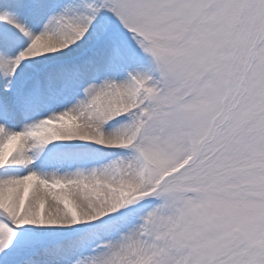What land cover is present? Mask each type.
Returning a JSON list of instances; mask_svg holds the SVG:
<instances>
[{"label": "snow or ice", "instance_id": "6c2138e0", "mask_svg": "<svg viewBox=\"0 0 264 264\" xmlns=\"http://www.w3.org/2000/svg\"><path fill=\"white\" fill-rule=\"evenodd\" d=\"M0 264H264V0H0Z\"/></svg>", "mask_w": 264, "mask_h": 264}]
</instances>
